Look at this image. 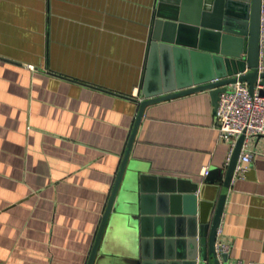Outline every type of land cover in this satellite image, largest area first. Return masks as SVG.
<instances>
[{"label":"crops","instance_id":"0c3cea01","mask_svg":"<svg viewBox=\"0 0 264 264\" xmlns=\"http://www.w3.org/2000/svg\"><path fill=\"white\" fill-rule=\"evenodd\" d=\"M157 6L0 0V264H88L138 114ZM229 150L209 91L153 104L120 188L136 191L121 202L137 206L143 187L186 228L189 217L207 224L222 184L204 172L226 169ZM244 151L252 161L232 182L218 240L227 264H264V136ZM112 214L99 263L131 264L128 212Z\"/></svg>","mask_w":264,"mask_h":264},{"label":"water","instance_id":"95a60500","mask_svg":"<svg viewBox=\"0 0 264 264\" xmlns=\"http://www.w3.org/2000/svg\"><path fill=\"white\" fill-rule=\"evenodd\" d=\"M262 4L263 0H158L146 75L134 99L139 102L138 114L88 264H100L98 253L106 228L112 213L118 211L128 212L127 223L136 241L137 252L131 264H227L228 254L219 258L216 243L244 135L236 142L226 169L213 166L208 172L206 180L218 181L222 188L207 224L189 217L190 225L192 220L195 223L186 228V216L172 212L170 203L150 204L151 191L143 187L140 203L127 209L121 199L136 188L132 183L129 190L120 188L149 106L209 91L216 112L220 95L237 82L247 83L251 94L258 89L264 96V71H259ZM140 178L143 186L146 177Z\"/></svg>","mask_w":264,"mask_h":264},{"label":"built area","instance_id":"2783aa9c","mask_svg":"<svg viewBox=\"0 0 264 264\" xmlns=\"http://www.w3.org/2000/svg\"><path fill=\"white\" fill-rule=\"evenodd\" d=\"M261 38L264 40V3L262 4ZM263 50V49H262ZM259 71H264V54L261 52ZM259 88V87H258ZM216 125L222 140L230 144L227 165L234 152L236 142L245 136L242 153L234 171L235 178H242L249 170L252 154L244 151L247 142L254 136H264V96L258 89L251 94L249 85L245 82L230 84L220 95L216 109ZM208 174L206 170L204 176ZM221 228L219 229V234ZM216 251L219 258L228 254L230 246L217 240Z\"/></svg>","mask_w":264,"mask_h":264}]
</instances>
